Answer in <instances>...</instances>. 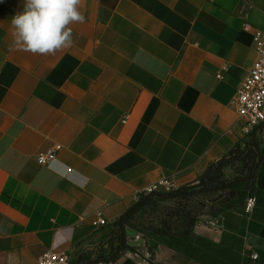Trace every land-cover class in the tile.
<instances>
[{
	"label": "crops",
	"instance_id": "0c3cea01",
	"mask_svg": "<svg viewBox=\"0 0 264 264\" xmlns=\"http://www.w3.org/2000/svg\"><path fill=\"white\" fill-rule=\"evenodd\" d=\"M22 10L0 0V264H36L47 250L78 264L150 183L187 185L245 145L232 100L256 58L264 0H81L85 22L55 55L11 47ZM260 150L253 193L236 189L218 225L131 238L134 250L93 264H264V136ZM97 210L107 225L92 223Z\"/></svg>",
	"mask_w": 264,
	"mask_h": 264
},
{
	"label": "rangeland",
	"instance_id": "374dc122",
	"mask_svg": "<svg viewBox=\"0 0 264 264\" xmlns=\"http://www.w3.org/2000/svg\"><path fill=\"white\" fill-rule=\"evenodd\" d=\"M253 136L259 140L264 136V124L254 129ZM253 136H248L246 140ZM217 163H211L196 181L180 186L185 188L184 194L176 193L180 187L171 191L142 194L129 211L126 245H130L135 234L141 235L138 240H145L152 234H172L182 230V217L186 214L195 217L197 221L210 219L220 212L221 203L234 194L236 189L246 187L251 192L254 181L249 166L252 163L232 161L220 171ZM214 174L217 176L216 182H201L205 175ZM111 225L113 227L107 240L111 246L108 247L106 257L115 252L120 239L115 221Z\"/></svg>",
	"mask_w": 264,
	"mask_h": 264
},
{
	"label": "built area",
	"instance_id": "2783aa9c",
	"mask_svg": "<svg viewBox=\"0 0 264 264\" xmlns=\"http://www.w3.org/2000/svg\"><path fill=\"white\" fill-rule=\"evenodd\" d=\"M246 29L251 27L246 23ZM254 48L256 52L255 61L245 76L243 82L237 88L232 103L237 108L238 123L246 136L251 135L255 128L264 123V30L252 28ZM125 121V120H124ZM62 148L61 144H56L54 148L46 152L39 153L36 158L41 164H50L56 158V153ZM176 182L172 177L165 176L150 183L143 189V194L156 193L161 191H171L177 189ZM256 205V196L250 194L245 202V210L250 212ZM209 222L218 225V219L198 220L196 223ZM92 223L96 226L107 225L108 221L104 217L102 210L95 212ZM134 239H140V234H135ZM252 259L258 258V253H251ZM36 264H72L70 254L64 251L47 250L38 259Z\"/></svg>",
	"mask_w": 264,
	"mask_h": 264
},
{
	"label": "clouds",
	"instance_id": "9594fccd",
	"mask_svg": "<svg viewBox=\"0 0 264 264\" xmlns=\"http://www.w3.org/2000/svg\"><path fill=\"white\" fill-rule=\"evenodd\" d=\"M81 0H23L12 20L11 47L33 55H55L73 45L69 25L84 23Z\"/></svg>",
	"mask_w": 264,
	"mask_h": 264
},
{
	"label": "trees",
	"instance_id": "16d2710c",
	"mask_svg": "<svg viewBox=\"0 0 264 264\" xmlns=\"http://www.w3.org/2000/svg\"><path fill=\"white\" fill-rule=\"evenodd\" d=\"M250 136H253V133H251ZM232 161H244L245 163L249 164L252 163V165L249 166V169L252 172V180L254 181V187L251 190V193H253L255 189V178H256V170L259 166V164L262 161V154L260 150V140L257 137H251L245 142V145L242 146L241 143L236 144L231 151L218 160V171H220L223 167H225L227 164L231 163ZM217 176L214 175H205L201 182L202 183H213L217 181ZM177 194L181 195L185 193V188L180 187L176 191ZM134 208V206L127 209V211L122 214L116 221V226L118 227V231L120 233V239H119V245L116 248L115 252L106 257L102 251L104 247H110L111 242H106V244H102L100 247H97L92 250H88L84 252L78 260V264H93L98 261H112L115 260L121 252L124 250H134V247L130 245H126V226H127V219L129 217V211H131ZM196 218L191 215H184L182 217V230L172 233V234H186L190 231V228L192 225L195 224ZM164 233V232H162ZM165 234V233H164ZM171 235V234H170Z\"/></svg>",
	"mask_w": 264,
	"mask_h": 264
}]
</instances>
